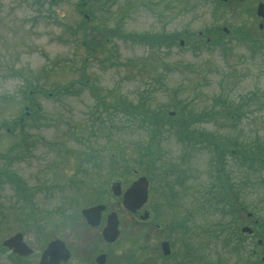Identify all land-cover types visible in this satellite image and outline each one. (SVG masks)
<instances>
[{"label": "rangeland", "instance_id": "1", "mask_svg": "<svg viewBox=\"0 0 264 264\" xmlns=\"http://www.w3.org/2000/svg\"><path fill=\"white\" fill-rule=\"evenodd\" d=\"M256 4L0 0V246L20 231L34 251L20 260L0 248V264H37L54 238L71 252L65 264H95L101 250L104 264H149L162 240L172 253L159 264L260 258L263 153L252 167L235 156L264 145V30L247 37ZM200 135L227 145L221 162ZM141 174L149 200L133 214L110 186ZM101 198L118 213L111 244L103 220L90 228L80 216Z\"/></svg>", "mask_w": 264, "mask_h": 264}, {"label": "water", "instance_id": "2", "mask_svg": "<svg viewBox=\"0 0 264 264\" xmlns=\"http://www.w3.org/2000/svg\"><path fill=\"white\" fill-rule=\"evenodd\" d=\"M257 14L262 16L264 20V10L263 5L259 4L257 7ZM147 185L148 181L146 177L140 176L134 180L130 186L122 194V205L126 209L131 211L136 210L140 207L146 200L147 197ZM113 195L120 194V184L118 182L112 185ZM104 209V205L98 204L95 206H90L83 208L81 214L86 218L87 222L94 226L99 223L101 211ZM144 217L146 214L144 213ZM117 218L115 213H110L107 216L106 224L102 228V237L108 242H112L118 235L117 229ZM242 231H250L249 227H243ZM24 237L20 232H17L3 242V245L6 246L10 252L16 253L21 256H26L32 253V249L24 241ZM161 248L164 254L169 253V246L167 241L161 242ZM69 256L68 251L66 250L62 240L55 239L48 243L47 247L41 254L40 264H57L60 260L65 261ZM96 258L97 263L101 264L104 262L105 255L99 254Z\"/></svg>", "mask_w": 264, "mask_h": 264}, {"label": "trees", "instance_id": "3", "mask_svg": "<svg viewBox=\"0 0 264 264\" xmlns=\"http://www.w3.org/2000/svg\"><path fill=\"white\" fill-rule=\"evenodd\" d=\"M80 10H81V8H80ZM171 37H173V36H171ZM225 113V112H224ZM173 118V117H172ZM185 119V120H184ZM186 119L187 118H183V119H180V120H177V124H180L181 122L182 123H184L185 121H186ZM169 120H172L171 118L169 119ZM183 120H184V122H183ZM178 122H180V123H178ZM176 130H178V129H176ZM177 132V135H181V134H183L185 131H181V133L179 134V132L178 131H176ZM200 138H202V139H204L205 140V142H207L208 143V145H209V147H210V149H213V151L216 153V159L218 160V161H220V158L222 157V151H225L224 149L225 148H227V145L226 144H223V146L225 147H223V146H221L219 143H216L215 141H214V139L213 138H204V136L203 135H200ZM255 143V142H254ZM191 146H193V144L191 143L190 144ZM149 149V148H148ZM231 152H232V150H231ZM233 153H234V150H233ZM263 153V157H261V159L259 160V161H256V163H257V167H259L258 169H257V173H258V175H260L259 176V179H261V183H263L264 184V145L263 144H261L259 141H257V143H256V145H254L253 147H249V148H245L244 146H242V147H238V148H236L235 147V156L237 157V158H239V157H241V162H242V164H244V165H247V166H249V167H252V164H253V162H255L254 161V158H257V157H259V155L260 154H262ZM152 155V154H151ZM151 155H148V156H145V159H143L141 162H139L138 164H140V165H142V163H145V162H147V161H149L150 163H154V160L153 159H150V156ZM256 156V157H255ZM254 157V158H253ZM221 162V161H220ZM218 165H219V162H218ZM140 168V167H139ZM141 169V171H143L142 169L143 168H140ZM218 174H220V172H221V170L220 169H218L217 171H216ZM6 175H8V172H6ZM219 177V176H218ZM219 179L221 180L222 179V177H219ZM225 179L226 180H228V177L226 178L225 177ZM225 179H223V181H220L219 182V187L221 188V189H223V190H225V188H227L228 187V182L225 180ZM225 180V181H224ZM229 186H230V184H229ZM252 235V234H251ZM241 236V235H240ZM242 237V236H241ZM240 239V238H239ZM230 241H233V238H231V239H229ZM228 240V241H229ZM237 240V239H236ZM262 240V244H260V243H258V240L255 242V245L257 246V247H263L262 249H260V251H259V254L262 256H264V239L262 238L261 239ZM1 248V247H0ZM6 254H7V256H9V257H12V254H10L9 252H7L4 248H1ZM231 252H235V253H241L242 251L241 250H239L238 251V248H235V247H232L231 248ZM251 254L252 255H254V251H251ZM186 260V259H185ZM250 262V261H249ZM240 264H243V263H240ZM245 264V263H244ZM250 264H264V261L263 260H261V257L260 258H258V257H256V259L253 261V262H250Z\"/></svg>", "mask_w": 264, "mask_h": 264}, {"label": "flooded vegetation", "instance_id": "4", "mask_svg": "<svg viewBox=\"0 0 264 264\" xmlns=\"http://www.w3.org/2000/svg\"><path fill=\"white\" fill-rule=\"evenodd\" d=\"M259 2H262V3H264V0H257V3H259ZM257 17V19H258V24H257V26L255 27V29L253 30L254 31V36H252L250 33L247 35V37L248 38H250L251 40H254L255 42H257L258 41V38L256 37V35H262V31L264 30V21L262 20V17L261 16H256ZM263 36V35H262ZM260 38V37H259ZM27 112V111H26ZM150 181V180H149ZM151 182H149V184H150ZM120 186H121V184H120ZM149 189H150V185H149V187H148ZM124 188H122V186H121V190H123ZM149 198V197H148ZM149 199H147L146 200V202L148 201ZM146 202L144 203V204H146ZM97 203H102V204H104V209H103V211H102V214L100 215V219H99V223H98V225H96V226H90V225H88V223H87V221L85 220V218L84 217H82V215H80L82 218H83V220H84V222H85V224L88 226V227H97V226H99L100 224H101V222H102V220L104 221L103 222V225H104V223H105V220H106V217L107 216H105V215H107L109 212H114L115 214H116V216H117V219H118V221H119V218H118V213L116 212V211H114V210H110V208L108 207V205L105 203V202H103V198H101L100 199V201L99 202H97ZM97 203H95V204H97ZM148 203V202H147ZM94 205V204H93ZM144 206V205H143ZM142 206V207H143ZM139 210H137V211H135V212H132V213H137ZM148 211V210H147ZM148 215L146 216V218H148V216H149V211H148V213H147ZM41 220H43V219H41ZM145 220V219H144ZM118 225H119V223H118ZM117 225V226H118ZM119 227V226H118ZM100 240L103 242V243H105L103 240H102V237H101V235H100ZM168 241V240H167ZM168 243H169V246H170V248H171V244H170V242L168 241ZM107 244V243H106ZM65 246H66V244H65ZM68 249V248H67ZM68 251H69V249H68ZM101 252H104V251H100L99 253H101ZM69 253H70V258H71V252L69 251ZM99 253H97L96 255H95V257L99 254ZM105 254H106V256H105V259H104V262H103V264L105 263V261H106V258H107V252H104ZM95 257H94V260H93V262L95 263V264H97V262L95 261ZM70 258H69V260H70ZM164 257H161V256H159V257H157V255L155 256V259L153 258H149V264H159V263H162L163 261H164ZM68 260V261H69ZM151 260H152V263H151ZM161 260H162V262H161ZM135 262V261H134Z\"/></svg>", "mask_w": 264, "mask_h": 264}]
</instances>
